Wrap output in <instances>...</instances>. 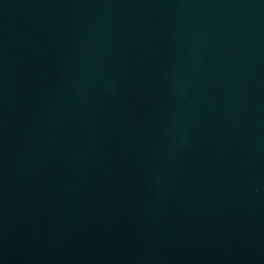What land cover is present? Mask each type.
Returning <instances> with one entry per match:
<instances>
[{
  "label": "water",
  "instance_id": "95a60500",
  "mask_svg": "<svg viewBox=\"0 0 264 264\" xmlns=\"http://www.w3.org/2000/svg\"><path fill=\"white\" fill-rule=\"evenodd\" d=\"M0 264H264V0H0Z\"/></svg>",
  "mask_w": 264,
  "mask_h": 264
}]
</instances>
